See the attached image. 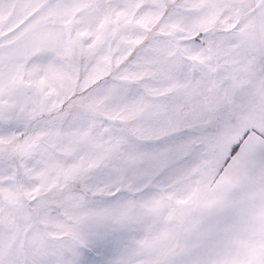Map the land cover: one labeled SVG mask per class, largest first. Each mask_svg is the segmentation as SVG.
<instances>
[{"label": "snow or ice", "instance_id": "obj_1", "mask_svg": "<svg viewBox=\"0 0 264 264\" xmlns=\"http://www.w3.org/2000/svg\"><path fill=\"white\" fill-rule=\"evenodd\" d=\"M0 264H264V0H0Z\"/></svg>", "mask_w": 264, "mask_h": 264}]
</instances>
